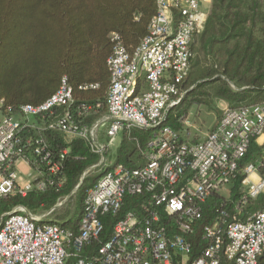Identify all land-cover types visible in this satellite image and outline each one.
I'll use <instances>...</instances> for the list:
<instances>
[{"label":"built area","instance_id":"obj_1","mask_svg":"<svg viewBox=\"0 0 264 264\" xmlns=\"http://www.w3.org/2000/svg\"><path fill=\"white\" fill-rule=\"evenodd\" d=\"M210 2L157 0L148 33L132 55L119 36L111 34L107 114L90 127L77 125L64 111L72 102V89L65 80L42 105L21 107L19 117L11 110L2 114L0 101V199L45 192L47 182L52 183L44 174L63 181L60 161L50 157L43 142L31 137L21 140L22 130L31 125L29 119L34 116L51 118L46 129L66 139L87 141L100 157L90 170L104 165V153L115 146L124 128L155 131L141 152L145 158L142 167L112 166L87 189L76 231L48 222L52 210L30 214L16 206L5 213L0 218V264H65L70 257H76L74 264H188L191 245L187 237L207 200L221 196L224 202L229 201L232 183L241 174L237 212L264 191L259 172L264 168V143L260 142L264 137V102L223 108L218 122L199 141L162 126L168 110L183 96L190 42L203 31ZM105 125L107 142L103 145L98 131ZM251 141L262 146L261 157L240 168ZM31 161L40 168H33ZM21 163L27 172L20 171ZM127 199L133 200L122 212ZM215 213L216 220L203 229L207 245L190 264H221L222 260L258 264L264 255V206L246 221H227L222 208ZM107 215L116 220L107 240L100 241L102 219ZM94 242L96 248L82 254Z\"/></svg>","mask_w":264,"mask_h":264},{"label":"trees","instance_id":"obj_2","mask_svg":"<svg viewBox=\"0 0 264 264\" xmlns=\"http://www.w3.org/2000/svg\"><path fill=\"white\" fill-rule=\"evenodd\" d=\"M157 0H0V101L1 112L18 116L23 106H40L61 86L62 80L72 89V102L64 109L79 126L90 127L107 114L106 97L110 86L107 65L112 55L111 34L132 55L148 33V24L157 13ZM191 57L187 77L183 80V96L179 104L168 110L162 126L180 132L188 111L204 105L215 109L223 101L228 108L254 106L264 102V0H211L202 32L190 42ZM93 86V87H91ZM87 87V88H84ZM61 110L60 112H62ZM219 113V111H218ZM51 118L34 116L21 132V140L31 137L43 142L50 157L60 161V177L44 174L45 192H31L25 197L13 195L0 199V218L16 206L30 214L50 212L48 222L76 231L83 208L84 196L98 177L115 165L139 168L145 164L141 152L155 133L154 129H123L120 144L112 156L104 153L105 163L91 150L87 141L66 137L47 130ZM107 125L98 131V139L107 142ZM262 146L251 141L240 168L256 163ZM66 154L60 159V155ZM32 162V161H31ZM33 168H40L37 164ZM110 164V165H108ZM104 166H107L105 169ZM264 178V168H260ZM241 174L231 186L229 201L216 196L207 200L201 218L187 237L191 245L189 262L197 259L207 245L203 229L216 220L215 210L224 209L227 221H246L264 206V191L255 200H248L240 211ZM73 192V193H72ZM72 193V194H71ZM71 194V195H70ZM74 198L71 212L56 208ZM127 199L123 211L130 208ZM52 218V219H51ZM1 220V219H0ZM115 218L102 219V239L110 236ZM92 243L82 254L93 251ZM70 257L65 264H74ZM221 264H229L222 260ZM264 264V255L258 259Z\"/></svg>","mask_w":264,"mask_h":264},{"label":"rangeland","instance_id":"obj_3","mask_svg":"<svg viewBox=\"0 0 264 264\" xmlns=\"http://www.w3.org/2000/svg\"><path fill=\"white\" fill-rule=\"evenodd\" d=\"M206 11L208 12V9ZM225 107H228V106L223 101L217 102L215 109L208 108L204 105H198V106L191 107L186 117L184 118L183 127L180 131V134L182 136H186V138H188L191 141L192 140L199 141V139H202L203 136L206 133H208L214 127V125L218 122L219 117L222 113V109ZM120 136L121 135L119 133L115 139L117 140L115 146H113L112 148L108 150L107 156H112L114 154L115 149L120 144V141H121ZM260 142L264 143V137L260 139ZM106 167L107 166H104L103 168L105 169ZM98 171H99V168H98ZM74 206H75V200L74 198L70 197L69 199L66 200V202L63 203V207L61 205V206H56V208L62 207L61 211L66 210L68 212H71L74 209ZM50 217L51 216H47L48 221Z\"/></svg>","mask_w":264,"mask_h":264},{"label":"crops","instance_id":"obj_4","mask_svg":"<svg viewBox=\"0 0 264 264\" xmlns=\"http://www.w3.org/2000/svg\"><path fill=\"white\" fill-rule=\"evenodd\" d=\"M19 168H20V171H21L22 173L27 172V167L25 166V164L21 163V164L19 165Z\"/></svg>","mask_w":264,"mask_h":264},{"label":"water","instance_id":"obj_5","mask_svg":"<svg viewBox=\"0 0 264 264\" xmlns=\"http://www.w3.org/2000/svg\"><path fill=\"white\" fill-rule=\"evenodd\" d=\"M89 170H90V169H89ZM87 171H88V170H87ZM87 171H86V172H87ZM83 177H84V175H82V177H81V181H80L79 185L74 189V191H76V190L79 188V186L82 184V182H83V180H84ZM72 193H73V192H72ZM72 193H71V194H72ZM71 194H70V195H71Z\"/></svg>","mask_w":264,"mask_h":264}]
</instances>
